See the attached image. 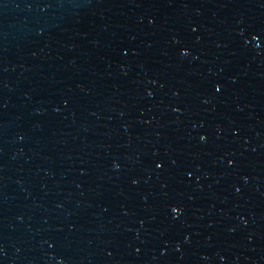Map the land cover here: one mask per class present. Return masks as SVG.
<instances>
[{"label":"water","instance_id":"obj_1","mask_svg":"<svg viewBox=\"0 0 264 264\" xmlns=\"http://www.w3.org/2000/svg\"><path fill=\"white\" fill-rule=\"evenodd\" d=\"M0 264H264V0H0Z\"/></svg>","mask_w":264,"mask_h":264}]
</instances>
